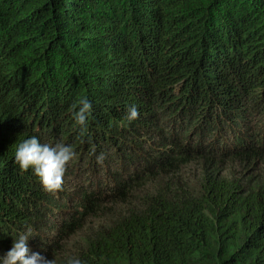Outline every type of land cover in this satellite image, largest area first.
<instances>
[{"label": "trees", "instance_id": "1", "mask_svg": "<svg viewBox=\"0 0 264 264\" xmlns=\"http://www.w3.org/2000/svg\"><path fill=\"white\" fill-rule=\"evenodd\" d=\"M31 135L74 151L54 193ZM25 231L56 264H264V0H0V256Z\"/></svg>", "mask_w": 264, "mask_h": 264}, {"label": "clouds", "instance_id": "2", "mask_svg": "<svg viewBox=\"0 0 264 264\" xmlns=\"http://www.w3.org/2000/svg\"><path fill=\"white\" fill-rule=\"evenodd\" d=\"M91 109V101L84 96L71 105V116L75 124L81 128L86 127ZM138 115L135 105L127 107L125 118L128 121L136 119ZM73 156L71 145L60 141L41 142L36 135L22 139L14 148V159L19 168L24 171L31 169L43 190L52 193L62 188L66 167ZM97 160L101 162L102 156L97 157ZM31 235V231H25L13 237L10 250L0 256V264H56L55 258L48 259L39 253L30 252L28 241ZM65 264H82V261L76 257H68Z\"/></svg>", "mask_w": 264, "mask_h": 264}, {"label": "rangeland", "instance_id": "3", "mask_svg": "<svg viewBox=\"0 0 264 264\" xmlns=\"http://www.w3.org/2000/svg\"><path fill=\"white\" fill-rule=\"evenodd\" d=\"M260 167V166H259ZM241 169L242 171H244L243 168H235V167H231L230 170L233 171V172H241ZM247 170V169H246ZM187 171L189 173H187ZM246 172V171H245ZM183 173L186 175L184 176V178H188V181H189V184L191 187H196V183L198 181V175H197V169L194 168V167H191V168H185Z\"/></svg>", "mask_w": 264, "mask_h": 264}]
</instances>
